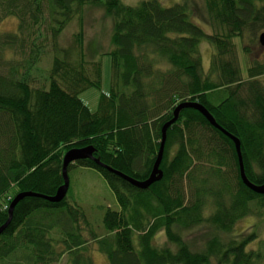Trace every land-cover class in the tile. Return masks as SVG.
Segmentation results:
<instances>
[{
  "label": "trees",
  "instance_id": "trees-1",
  "mask_svg": "<svg viewBox=\"0 0 264 264\" xmlns=\"http://www.w3.org/2000/svg\"><path fill=\"white\" fill-rule=\"evenodd\" d=\"M200 1L0 0V23L16 20L14 32L0 33V227L15 196L36 195L13 208L0 233V264H56L64 256L93 264L90 244L108 264H264V240L247 247L255 231L232 234L242 218L263 216L264 195L242 184L232 141L198 111L182 109L167 128L160 180L143 190L118 175L147 179L162 126L179 104L196 103L238 140L246 179L264 182V64L242 80L232 42L264 30V0ZM86 5H101L113 19L110 91L95 113L78 94L99 86V64L88 72L57 45ZM201 42L213 49L206 72ZM48 51L51 68L38 81L32 71ZM86 147L93 159L69 164L67 176L93 169L113 192L118 209L105 210L101 232L66 196L44 198L63 183L64 154ZM202 225L211 233L196 251L184 236ZM158 231L168 242L162 247L153 244Z\"/></svg>",
  "mask_w": 264,
  "mask_h": 264
},
{
  "label": "rangeland",
  "instance_id": "rangeland-1",
  "mask_svg": "<svg viewBox=\"0 0 264 264\" xmlns=\"http://www.w3.org/2000/svg\"><path fill=\"white\" fill-rule=\"evenodd\" d=\"M138 0H120L127 6H134ZM161 5L168 7L178 0H159ZM201 1L196 0V6L201 5ZM198 4V5H197ZM194 21V20H193ZM200 21V20H198ZM201 29L208 33L210 26L207 22H196ZM16 30L15 18H8L0 23V33H12ZM113 19L107 14L101 5H86L83 7L81 15L73 18L59 34L57 45L68 51L69 59L73 62L80 58L84 61L85 69L92 73V63L99 64L100 82L98 87H89L78 94V98L89 109L95 113L98 110L101 95L107 96L110 91V56L112 49ZM264 30L259 31L252 40L251 36L234 38L235 52L240 69L242 80L248 79V70L256 64H264V47L260 46L257 37ZM79 36H77V34ZM246 48L247 52L243 50ZM213 49L206 43L201 42L199 46V56L203 72L209 66V60ZM53 54L48 51L34 66L32 74L37 76L38 81H42L39 75H44L51 68ZM38 72H37V71ZM39 85V83H38ZM69 186L66 193L67 200L79 205L96 232L103 231L102 216L107 208L117 210L118 205L114 194L105 182L104 178L95 170L90 168L75 167L68 172ZM255 231L257 238L248 244V248H257V241L264 240V214L257 219L245 217L239 220L235 226L233 235L245 236ZM210 231L207 225L195 227L185 233L184 240L193 250H200L206 242ZM87 237V235H86ZM258 239V240H257ZM166 243L163 231H158L153 239V244L162 247ZM93 264H108L106 256L100 253L94 244L88 245ZM56 264H70L66 256L62 257Z\"/></svg>",
  "mask_w": 264,
  "mask_h": 264
},
{
  "label": "water",
  "instance_id": "water-1",
  "mask_svg": "<svg viewBox=\"0 0 264 264\" xmlns=\"http://www.w3.org/2000/svg\"><path fill=\"white\" fill-rule=\"evenodd\" d=\"M257 41H258L260 46L264 47V32L260 33L258 35ZM184 108H192V109L198 111L207 120V122L212 127L220 130L223 134H225L232 141V143L234 145V150H235V153L237 156V160H238L239 177L241 179L242 184L245 187H247L248 189H250L251 191H253L254 193H256L258 195H264V182L261 184H252L246 179V177L244 175L238 140L236 138L228 135L225 131H223L215 123L213 117L207 112V110L203 106L196 104V103H181V104H179L173 110L172 118L162 126V128H161V141H160L159 150L157 153L156 160L152 166L151 172H150L147 179H145L144 181L138 182V181H135V180H133L127 176L120 174V173H118V175L120 177H122L124 180L128 181L130 184L138 187L139 189H143V190L148 188L152 183L161 179L162 172L159 169V164H160V161L162 158L163 146H164V142H165V132H166L167 128L177 120L179 112ZM92 152H93V150L91 147H86V148H82V149H71L64 154V156L62 158V170H61L63 183H62V185H60L56 189L55 194L53 196L44 197L45 200L52 202V203H58L66 196L68 186H69V180H68V176H67V166L69 164L75 162V161H78V160L93 159ZM95 162L98 163V161H96V160H95ZM26 196H36V195L31 194V193H20L13 198V200L11 201V203L9 204V207H8V219H7L6 223L0 227V233L8 225V223L10 221L11 214H12V210L15 207V205L19 202V200H21L23 197H26Z\"/></svg>",
  "mask_w": 264,
  "mask_h": 264
}]
</instances>
